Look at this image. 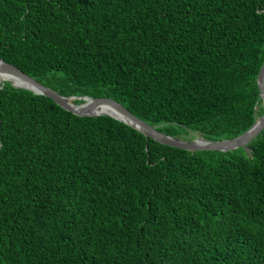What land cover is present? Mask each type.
<instances>
[{"label": "trees", "instance_id": "trees-1", "mask_svg": "<svg viewBox=\"0 0 264 264\" xmlns=\"http://www.w3.org/2000/svg\"><path fill=\"white\" fill-rule=\"evenodd\" d=\"M0 57L186 140L264 115V0H0ZM0 264H264V128L189 151L0 82Z\"/></svg>", "mask_w": 264, "mask_h": 264}, {"label": "water", "instance_id": "water-1", "mask_svg": "<svg viewBox=\"0 0 264 264\" xmlns=\"http://www.w3.org/2000/svg\"><path fill=\"white\" fill-rule=\"evenodd\" d=\"M264 62L259 69L257 84L264 104ZM8 76H11L9 78ZM13 76V77H12ZM20 78L26 82V86L17 85L13 82L14 78ZM11 81L13 85L32 90L37 94H42L52 98L59 106L78 116H99L109 115L129 126L135 128L148 138H152L163 144L186 149L189 151L218 150L230 151L245 147L250 143L264 128V115L259 118L247 131L233 138L221 140H208L198 137L193 140H186L166 132H163L143 119L136 116L119 101L110 97H91V96H64L51 87L40 82L38 79L27 74L16 65L7 62L0 57V82ZM74 99H83L82 103H76ZM109 109L110 111L105 110ZM200 141V142H199Z\"/></svg>", "mask_w": 264, "mask_h": 264}, {"label": "bare ground", "instance_id": "bare-ground-1", "mask_svg": "<svg viewBox=\"0 0 264 264\" xmlns=\"http://www.w3.org/2000/svg\"><path fill=\"white\" fill-rule=\"evenodd\" d=\"M8 77L11 78V76H8ZM263 78H264V73H263ZM13 82L16 83L17 85H24V86H26V82L24 80L18 78V77L14 78ZM104 109L107 110V111H110L109 109H106V108H104Z\"/></svg>", "mask_w": 264, "mask_h": 264}]
</instances>
